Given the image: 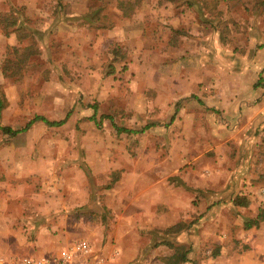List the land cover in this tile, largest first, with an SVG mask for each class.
Returning <instances> with one entry per match:
<instances>
[{"label":"rangeland","instance_id":"1","mask_svg":"<svg viewBox=\"0 0 264 264\" xmlns=\"http://www.w3.org/2000/svg\"><path fill=\"white\" fill-rule=\"evenodd\" d=\"M0 14V124L71 111L0 130V264L79 239L104 264H240L264 242V220L243 226L264 210V0H0ZM11 46L34 53L5 75Z\"/></svg>","mask_w":264,"mask_h":264},{"label":"trees","instance_id":"2","mask_svg":"<svg viewBox=\"0 0 264 264\" xmlns=\"http://www.w3.org/2000/svg\"><path fill=\"white\" fill-rule=\"evenodd\" d=\"M6 22H7V17H5V15L0 14V25L2 26L4 31H7V27H6ZM15 23V22H13ZM8 34V33H7ZM259 47H264V44H261ZM34 53V50L31 49V47H24V48H17L14 46H11L7 52L8 56L5 58V61L3 63V72L5 73V75H12V74H17L19 73L21 70H23L26 66H27V60L29 58L30 55H32ZM11 55V56H10ZM259 82L256 83V85ZM194 97V96H191ZM95 107V106H93ZM4 108V100L2 98V95L0 93V114L2 109ZM176 111V110H175ZM71 111L69 110L63 118L60 119H48L47 117L40 115V114H36L34 115L31 119H29L25 125L21 128H16L13 129L10 126H5V125H1L0 124V130L2 133L9 135V136H16L17 134H19L20 132H23L27 129H29L33 124L36 123H42L48 127H58L63 125L67 118L69 117ZM102 118H107L110 121H112V117L109 115H101L98 118L96 117V112L93 113L89 119L93 120V122L95 123L96 126L100 127L101 122H102ZM174 118V113L171 116V121ZM113 126L115 127L117 132H125V133H137L138 130H134L131 128H127L124 126H118L115 123H113ZM149 125L144 126V128L149 127ZM143 128V129H144ZM264 220V210H261L256 217L254 218H250V219H245L243 222V226L245 229H250L252 227H258L260 222ZM177 227H180V224H174L171 228L173 229H177ZM170 228V229H171ZM164 241V240H163ZM165 244L171 245L172 247H174L175 252V259H177L176 261L178 262H187L190 259L187 257V254L189 253L190 249L189 248H185L184 244H179V245H173L171 242H165ZM218 251H215V254H217ZM168 263H172V260H174V256L173 257H169L167 258ZM166 260V261H167Z\"/></svg>","mask_w":264,"mask_h":264},{"label":"built area","instance_id":"3","mask_svg":"<svg viewBox=\"0 0 264 264\" xmlns=\"http://www.w3.org/2000/svg\"><path fill=\"white\" fill-rule=\"evenodd\" d=\"M106 254L97 253L92 244L85 239L68 243L54 253L21 258V264H104Z\"/></svg>","mask_w":264,"mask_h":264},{"label":"crops","instance_id":"4","mask_svg":"<svg viewBox=\"0 0 264 264\" xmlns=\"http://www.w3.org/2000/svg\"><path fill=\"white\" fill-rule=\"evenodd\" d=\"M259 233V237H264V231L258 230L256 234ZM264 242L257 239L250 241L249 249H245L240 256V264H264Z\"/></svg>","mask_w":264,"mask_h":264}]
</instances>
